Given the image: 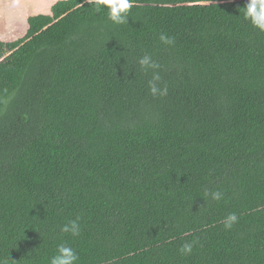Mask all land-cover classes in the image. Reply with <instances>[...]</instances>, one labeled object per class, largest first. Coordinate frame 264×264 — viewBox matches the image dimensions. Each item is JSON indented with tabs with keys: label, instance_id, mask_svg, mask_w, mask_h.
I'll return each mask as SVG.
<instances>
[{
	"label": "trees",
	"instance_id": "trees-1",
	"mask_svg": "<svg viewBox=\"0 0 264 264\" xmlns=\"http://www.w3.org/2000/svg\"><path fill=\"white\" fill-rule=\"evenodd\" d=\"M247 3L133 0L115 24L59 0L0 40V261L50 264L65 244L77 264H264V30Z\"/></svg>",
	"mask_w": 264,
	"mask_h": 264
},
{
	"label": "clouds",
	"instance_id": "clouds-1",
	"mask_svg": "<svg viewBox=\"0 0 264 264\" xmlns=\"http://www.w3.org/2000/svg\"><path fill=\"white\" fill-rule=\"evenodd\" d=\"M101 6L108 8V19L115 24H124L128 21L129 13L133 7V0H96V9L100 10ZM243 15L246 20H249L257 28L264 30V0H248V3L243 8ZM160 40L166 44H171L173 41L165 35L160 36ZM139 64L142 69L155 70L160 66L155 63L149 55H144L140 58ZM161 77L158 72H153L152 80L149 81L150 92L153 96H165L167 95V87L159 88L157 82ZM206 196H210L212 200L219 201L222 199V193L220 191L206 192ZM237 216L235 213H231L226 217L225 227L230 229L235 222H237ZM63 232L71 233L73 236H78L80 233V226L77 221H70L63 226ZM193 249L192 243H185L181 252L184 254H190ZM78 256L76 252L65 244H61L57 248V254L51 258L50 264H77ZM0 264H4L0 261Z\"/></svg>",
	"mask_w": 264,
	"mask_h": 264
},
{
	"label": "rangeland",
	"instance_id": "rangeland-1",
	"mask_svg": "<svg viewBox=\"0 0 264 264\" xmlns=\"http://www.w3.org/2000/svg\"><path fill=\"white\" fill-rule=\"evenodd\" d=\"M40 13H51L50 3L22 0L20 5L14 7L0 0V40L12 41L23 37L28 30V17Z\"/></svg>",
	"mask_w": 264,
	"mask_h": 264
},
{
	"label": "crops",
	"instance_id": "crops-1",
	"mask_svg": "<svg viewBox=\"0 0 264 264\" xmlns=\"http://www.w3.org/2000/svg\"><path fill=\"white\" fill-rule=\"evenodd\" d=\"M29 1H31V0H29ZM40 1H42L43 2V4H48V3H50V5H51V9H52V6L57 2V1H59V0H55V2H54V0H40ZM21 2H22V0H3V3L4 4H12L14 7H17V5H20L21 4ZM14 12H16V11H14ZM29 18V17H28Z\"/></svg>",
	"mask_w": 264,
	"mask_h": 264
}]
</instances>
